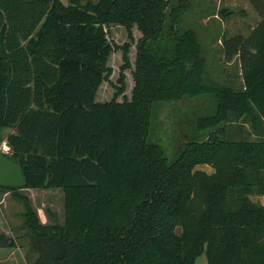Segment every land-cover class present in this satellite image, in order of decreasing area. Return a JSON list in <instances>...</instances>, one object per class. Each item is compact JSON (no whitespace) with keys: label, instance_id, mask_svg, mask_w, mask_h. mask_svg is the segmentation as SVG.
Returning a JSON list of instances; mask_svg holds the SVG:
<instances>
[{"label":"trees","instance_id":"trees-1","mask_svg":"<svg viewBox=\"0 0 264 264\" xmlns=\"http://www.w3.org/2000/svg\"><path fill=\"white\" fill-rule=\"evenodd\" d=\"M246 1L260 20L222 43L240 64L235 89L206 78L171 0H0V142L25 181L0 191L22 203L28 264H195L203 253L207 264H264V204L251 199L264 198V0ZM111 25L141 34L129 98L131 42L111 43ZM114 51L115 93L96 101ZM206 95L216 109L196 128L208 137L169 162L147 141L152 105ZM245 126L254 141L236 136ZM57 188L64 221L43 225L19 190Z\"/></svg>","mask_w":264,"mask_h":264},{"label":"rangeland","instance_id":"rangeland-1","mask_svg":"<svg viewBox=\"0 0 264 264\" xmlns=\"http://www.w3.org/2000/svg\"><path fill=\"white\" fill-rule=\"evenodd\" d=\"M67 5L68 0H60ZM96 2V0H91ZM171 4L182 9L181 29H192L195 31L199 43L203 48L206 72L205 76L213 84L218 86L230 85L235 89H240L242 85L241 69L238 58H234L230 63L224 59L223 40L234 35H248L251 29L260 20L246 0H171ZM108 40L122 46L129 42L126 30L118 25H111L107 29ZM133 39L130 41L129 59L132 68L125 74L126 98L130 97L133 87L132 70L136 53V44L141 37L140 32L134 27L132 29ZM122 65L121 51H114L109 60L108 66L112 73L101 88H99L96 101H109L114 93V85L119 75V67ZM123 96L117 98L121 101ZM216 105L211 96H200L198 98L183 97L178 101L159 102L152 105L151 128L147 136V141L156 143L162 147L165 157L169 162L173 161L182 148L190 140L202 141L208 137L209 132H200L196 128L198 118L214 114ZM12 130L4 129L1 132L3 139ZM234 133L237 130L234 129ZM238 137L255 140V136L250 132L248 126L243 127ZM9 153V151H8ZM198 170L212 173L209 166H198ZM6 192V191H5ZM19 193L26 196L31 207L37 213L41 224L49 225L54 223L62 224L64 221L63 192L61 189H21ZM4 191H0L2 199ZM2 203L1 208L5 214L6 227L12 229L14 237V247L20 254V263L28 264L29 256L27 252V239L25 237L26 228L23 226L21 213L22 203L8 194ZM253 202L264 204L263 197H252ZM4 207V208H3ZM8 240H6L7 242ZM31 259L34 256L30 257ZM195 264H207L205 254L197 257Z\"/></svg>","mask_w":264,"mask_h":264},{"label":"crops","instance_id":"crops-1","mask_svg":"<svg viewBox=\"0 0 264 264\" xmlns=\"http://www.w3.org/2000/svg\"><path fill=\"white\" fill-rule=\"evenodd\" d=\"M4 193L5 194H3L2 199H0V205H2L4 201L3 198L10 194V192L8 191ZM3 212L4 211H2V208L0 206V264H21L18 249H16L14 246H6L5 244L6 240H8L9 242L10 240H15L12 236V229L6 227V219ZM24 263L27 264L26 262Z\"/></svg>","mask_w":264,"mask_h":264},{"label":"water","instance_id":"water-1","mask_svg":"<svg viewBox=\"0 0 264 264\" xmlns=\"http://www.w3.org/2000/svg\"><path fill=\"white\" fill-rule=\"evenodd\" d=\"M2 148L3 142H0V186L23 187L25 181L21 166L7 158Z\"/></svg>","mask_w":264,"mask_h":264},{"label":"built area","instance_id":"built-area-1","mask_svg":"<svg viewBox=\"0 0 264 264\" xmlns=\"http://www.w3.org/2000/svg\"><path fill=\"white\" fill-rule=\"evenodd\" d=\"M2 150L7 154L8 153V151H9V147L6 145V142L4 141L3 142V148H2Z\"/></svg>","mask_w":264,"mask_h":264}]
</instances>
